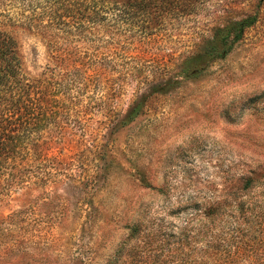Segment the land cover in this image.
I'll list each match as a JSON object with an SVG mask.
<instances>
[{"label":"rangeland","instance_id":"rangeland-1","mask_svg":"<svg viewBox=\"0 0 264 264\" xmlns=\"http://www.w3.org/2000/svg\"><path fill=\"white\" fill-rule=\"evenodd\" d=\"M124 1L0 0L32 96L47 98L8 113L21 139L0 169V264H230L242 241L231 264H264V0L189 14ZM247 14L223 58L180 73Z\"/></svg>","mask_w":264,"mask_h":264},{"label":"trees","instance_id":"trees-1","mask_svg":"<svg viewBox=\"0 0 264 264\" xmlns=\"http://www.w3.org/2000/svg\"><path fill=\"white\" fill-rule=\"evenodd\" d=\"M124 2L130 3L129 0ZM133 2L136 4V9L139 11L150 12L151 7H155L156 10L161 12H171L176 9L181 13L189 14L195 12L199 0H133ZM146 7H148L149 10H147ZM254 20V16L247 14L237 20H232L216 27L206 45L183 58L180 64V73L184 77L196 75L212 60L223 58L231 50L233 44L240 39L244 27L252 23ZM29 80L30 79L26 77L23 70V62L19 54L17 41L4 28V20L3 18H0V169L8 159L14 157L21 139V130H10L8 127V124H12L13 121H15L12 118H8L11 116L8 115V113H16L18 111L24 112V110L35 108L38 104L42 105L44 109L47 107V98L39 100L32 96L34 88H36L37 85ZM171 83H178V80L171 81V79H169L157 83L152 87L151 91L163 92L167 90V87ZM23 98H27V102H24ZM29 100L31 104H28ZM32 100L35 101L32 102ZM45 113L48 112L45 110L41 111V117H43ZM24 126L27 127L25 124ZM262 177V173L246 176L244 178V188H251L258 184V182L262 181ZM219 209L220 206L214 205L205 213V215L212 216L213 213H219ZM137 231L138 227L136 224H132V234ZM262 240H264V238ZM263 242L264 241H262L261 244ZM245 244L246 242H240V245L237 248L238 251L234 253L235 255H232L230 259H227L230 264L233 262L237 263L241 259V256L238 255V253L241 251L242 245ZM211 247L213 248V256L216 257L218 252H216V249L212 245ZM110 263L111 261H108V264Z\"/></svg>","mask_w":264,"mask_h":264}]
</instances>
